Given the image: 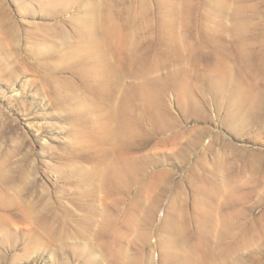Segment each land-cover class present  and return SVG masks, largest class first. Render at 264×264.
I'll return each instance as SVG.
<instances>
[{"label":"rangeland","instance_id":"1","mask_svg":"<svg viewBox=\"0 0 264 264\" xmlns=\"http://www.w3.org/2000/svg\"><path fill=\"white\" fill-rule=\"evenodd\" d=\"M0 264H264V0H0Z\"/></svg>","mask_w":264,"mask_h":264}]
</instances>
